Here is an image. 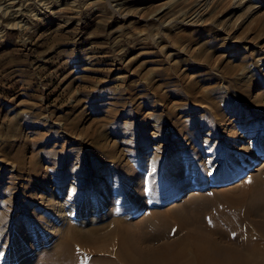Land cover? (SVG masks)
<instances>
[{
	"label": "rangeland",
	"instance_id": "rangeland-1",
	"mask_svg": "<svg viewBox=\"0 0 264 264\" xmlns=\"http://www.w3.org/2000/svg\"><path fill=\"white\" fill-rule=\"evenodd\" d=\"M263 127L264 0H0V264L260 242Z\"/></svg>",
	"mask_w": 264,
	"mask_h": 264
},
{
	"label": "bare ground",
	"instance_id": "bare-ground-1",
	"mask_svg": "<svg viewBox=\"0 0 264 264\" xmlns=\"http://www.w3.org/2000/svg\"><path fill=\"white\" fill-rule=\"evenodd\" d=\"M138 3H140V1ZM261 146H264L262 142ZM262 160H264V153L259 154L257 157L251 158V160L247 164V166L250 167V170H248V172H250L252 169H255V167L258 166L257 164ZM245 175L246 174L238 173V175H235L228 180L220 181L219 183H221L223 186L234 185ZM87 208L88 207L83 209L84 214H82L83 216L80 218V220L87 219L86 216L89 215L87 213L88 211L85 212ZM96 212L91 213L90 217L98 215V213ZM250 214L251 213H249V215H246L247 220H249L248 217H250ZM138 215L139 212L135 214V216ZM108 216L109 214L104 217L98 216V219H96L95 216L94 218L87 220L86 225H94V223L104 222V219H106ZM238 220H240L239 223H241L240 226L242 227L245 224L244 217H241L237 220L233 218L227 219L228 224L231 225L232 222V228L235 230V233L227 230L221 231L220 227L218 228L217 225H214L212 231H210V234H208L207 232L197 233L195 231H190L187 233L185 238H182L181 240H175L160 249H149V251L142 249L134 241H130L129 238L124 237L113 243V245H111L109 248L98 247L96 246V243L99 238H96L91 233H84L81 240L87 245L94 243L92 244L94 247L90 249V252L94 254V257L91 259H87L86 257L81 256V254H78V251L75 253L73 251V240L71 238H65L64 240H62L61 246L57 251L56 264H85L86 260L89 261L90 264H264V230L260 229V227L262 226H258V224L260 223L256 224V227L258 228V235L261 238L260 242L257 243L256 240L249 234L248 229L246 230L244 229V227H237L235 229L234 226L238 225ZM99 228L102 227H94L90 229V232L97 231L99 230ZM48 234L50 236H54L51 230H48ZM213 234L223 235L224 238L228 239L230 242L234 241L236 243L234 245L237 246V248H233L230 246L221 247L218 242L214 238H212ZM111 249V253L114 254L112 256L105 255L104 252H110L109 250ZM33 257L34 255L31 258L25 257L22 264H30L29 261H31Z\"/></svg>",
	"mask_w": 264,
	"mask_h": 264
}]
</instances>
